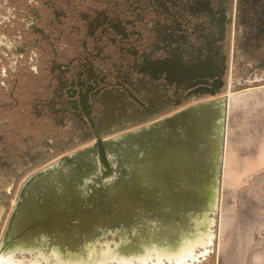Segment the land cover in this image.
Wrapping results in <instances>:
<instances>
[{
  "label": "rangeland",
  "instance_id": "1",
  "mask_svg": "<svg viewBox=\"0 0 264 264\" xmlns=\"http://www.w3.org/2000/svg\"><path fill=\"white\" fill-rule=\"evenodd\" d=\"M174 48L185 64L218 53L222 72L197 77L209 93L144 72L147 59ZM152 94L159 101L151 107ZM211 101L225 105L213 206H189L164 236L162 192L145 182L146 154L180 129L170 124L161 138L136 145L131 136ZM95 144L110 145L107 163L97 150L82 157ZM66 162L69 173L60 169ZM55 169L58 176L21 200L33 177ZM21 202L15 230L32 239L14 245L6 234ZM206 227L211 242L184 264H264V0H0V256L18 264H177L156 262L154 252Z\"/></svg>",
  "mask_w": 264,
  "mask_h": 264
},
{
  "label": "bare ground",
  "instance_id": "2",
  "mask_svg": "<svg viewBox=\"0 0 264 264\" xmlns=\"http://www.w3.org/2000/svg\"><path fill=\"white\" fill-rule=\"evenodd\" d=\"M224 115V103L211 101L195 106L184 114L177 115L171 122H166L165 125L154 126L147 131H141L131 136V143L136 145L138 139L145 136L149 137L150 140H154L156 136L161 138L162 133L170 124L182 129L181 133L178 132L173 140H169L168 133L165 132L167 140L159 142L158 145L153 147L151 142L146 154L145 167L148 177L147 181L145 179L144 181L149 182L150 187H155L162 192L161 205L157 212L160 215V220L169 221L175 218L183 221L184 212L189 206H195L197 209L203 208L205 212L212 208L217 186V169L222 159L221 141ZM104 145L106 147L101 151L109 152L110 145ZM180 145L182 151L177 147ZM115 146L117 147L114 148L118 149L115 155H121L123 152L119 141L115 143ZM86 152L82 154V157L90 160L85 155ZM60 167L64 173H69L72 166H69V162H66L61 164ZM59 172L57 170L46 171L33 177L24 188L21 200L26 197V194L28 195L40 189L39 187L44 185L45 182L53 180ZM21 206H23L22 202L17 206L13 222L6 234L5 242L14 243V245L17 242L19 244H29V239H32V237L25 239L24 235L18 236V232L15 230L14 219L20 214ZM175 210L176 212H174ZM211 237L212 234L206 227L203 233L195 235V239L198 241L193 246L176 255H162L154 252L156 262L165 257L177 264H184L183 260L191 256L194 249L200 246L205 249L206 245L211 242ZM55 245L59 246L58 244ZM4 250V252H8L7 247ZM55 256L59 257L57 254ZM151 256L152 252H149L141 262L145 263ZM60 263L57 259L56 263L53 264ZM0 264H18V262H14L11 256L2 254ZM61 264L65 263L62 262Z\"/></svg>",
  "mask_w": 264,
  "mask_h": 264
},
{
  "label": "flooded vegetation",
  "instance_id": "3",
  "mask_svg": "<svg viewBox=\"0 0 264 264\" xmlns=\"http://www.w3.org/2000/svg\"><path fill=\"white\" fill-rule=\"evenodd\" d=\"M214 56L216 60L213 58V59H206L205 62L198 61L196 64L195 63L185 64L183 61L181 51L178 48H174L170 51L169 57L165 59L156 60V61L147 59L145 61V64L143 65V70L144 72L150 74L151 78L154 80L159 78L160 77L159 75H164L166 76L167 79L166 82L168 83L179 85L182 83H187L189 81L193 83V85L198 84L199 86H202L203 90L205 91V89H207L209 93L213 89L210 86H206L209 82L205 80L197 79V77L198 78L209 77L211 78V80H213L215 77L219 75V73L222 72L221 69L217 67L220 56L218 55V53H216ZM200 75H206V76H200ZM147 98L150 100L151 107L156 105V103L159 101L158 100L159 96L157 94L154 95L152 94V96H148ZM87 100H88L87 95L86 96L82 95L80 103H81L82 111L88 115L89 105ZM181 131L182 129L179 130V133H181ZM104 147L106 146L105 145L100 146L95 144L94 147L86 149L84 150V152L87 151L85 155L91 160L92 154L95 152V150H97L100 155V160L102 162L107 163L109 159V155H108L109 152L101 151V149H103ZM177 147L180 151H182L181 145ZM181 222L182 220L175 218H172L169 221L164 220L162 222L164 226L161 225L162 227L160 229V233L164 236H167V233L170 230L177 228V224L181 225L180 224ZM173 240H175V238ZM197 241L198 240L195 239V234L184 238L182 237L180 239V242L175 244L174 246H169V245L166 246L164 244V246L161 247L160 250L158 249L155 252H158L162 255H176L177 253H180L184 249L193 246V244H195V242ZM172 242H176V241H172Z\"/></svg>",
  "mask_w": 264,
  "mask_h": 264
},
{
  "label": "water",
  "instance_id": "4",
  "mask_svg": "<svg viewBox=\"0 0 264 264\" xmlns=\"http://www.w3.org/2000/svg\"><path fill=\"white\" fill-rule=\"evenodd\" d=\"M219 85H220V82H217V83H216V86H219Z\"/></svg>",
  "mask_w": 264,
  "mask_h": 264
}]
</instances>
